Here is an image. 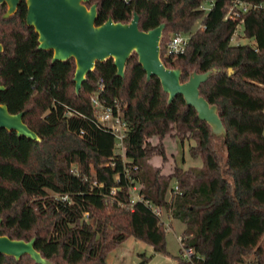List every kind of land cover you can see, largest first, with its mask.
I'll return each mask as SVG.
<instances>
[{"label": "trees", "instance_id": "obj_1", "mask_svg": "<svg viewBox=\"0 0 264 264\" xmlns=\"http://www.w3.org/2000/svg\"><path fill=\"white\" fill-rule=\"evenodd\" d=\"M236 2L247 10L226 17ZM93 4L97 26L129 22L133 12L140 30L164 24L159 56L180 70L181 82L213 71L199 93L217 106L225 136L212 135L181 96L168 103L134 53L123 77L112 60L97 63L76 94L73 59L52 64V52L38 50L24 0L9 19L0 5V104L10 114L23 112L39 138L0 131V235L35 239L34 249L51 264H107L129 237L166 253L154 204L184 225L175 264H240L250 252L264 264V0H90L87 7ZM238 25L251 43H231ZM175 32L189 33L188 44L181 54H167ZM94 96L122 105L123 156L115 153L113 135L95 123ZM171 129L194 141L188 152L200 166L174 165L165 173L154 164L156 156L167 159L162 140ZM172 183L178 192L167 198ZM133 184L141 199L131 203ZM186 248L192 253L184 259ZM0 264L36 263L0 255Z\"/></svg>", "mask_w": 264, "mask_h": 264}, {"label": "water", "instance_id": "obj_2", "mask_svg": "<svg viewBox=\"0 0 264 264\" xmlns=\"http://www.w3.org/2000/svg\"><path fill=\"white\" fill-rule=\"evenodd\" d=\"M26 5L25 23L38 36V50L51 51V63L73 59L75 71L73 82L75 93L79 94L86 76L94 71L97 63L113 61L116 76H124V67L133 53L146 74L148 81L155 76L170 103L177 95L187 106L192 107L198 119L210 126L212 135L225 136V130L217 113V106L209 104L199 93V85L213 73L192 72L187 80L180 81L179 69L163 65L160 42L164 24L148 31L140 30L138 15L133 12L129 22H113L108 19L97 26V4L87 7L90 0H24ZM21 0H0L6 6L3 19L13 16ZM3 47L0 44V54ZM232 73L231 68L228 69ZM5 91L0 86V93ZM24 113L10 114L6 105L0 104V131L16 133L18 138L39 141L37 135L23 122ZM35 239L28 242L11 240L0 235V255L18 261L29 256L36 264H51L34 249Z\"/></svg>", "mask_w": 264, "mask_h": 264}, {"label": "rangeland", "instance_id": "obj_3", "mask_svg": "<svg viewBox=\"0 0 264 264\" xmlns=\"http://www.w3.org/2000/svg\"><path fill=\"white\" fill-rule=\"evenodd\" d=\"M206 7V5H204ZM231 7V6H230ZM229 7V8H230ZM242 26L238 25L236 28V35L232 37V44L244 45L245 43H251L249 38H243L241 35ZM176 131L171 129L163 138L164 152H166V160L162 161L160 156H156L152 161L156 165H162V169L165 173L172 170V166L177 165L181 168L187 166H200L201 159L192 158L189 155L188 148L194 145V141L189 139L185 133L182 135H174ZM150 143H156L157 137L152 136L149 139ZM170 192L167 193V198L170 196ZM162 219L165 223H168L169 228H164L165 233V249L166 253L156 252L147 243L136 240L133 237H129L124 243L119 245L115 250L107 255V264H175L176 257L180 255V243L178 236L181 234V230L184 225L177 219L172 218L166 212L162 215ZM261 245L264 248V236L261 241ZM253 252L245 255L242 258L240 264H255Z\"/></svg>", "mask_w": 264, "mask_h": 264}, {"label": "built area", "instance_id": "obj_4", "mask_svg": "<svg viewBox=\"0 0 264 264\" xmlns=\"http://www.w3.org/2000/svg\"><path fill=\"white\" fill-rule=\"evenodd\" d=\"M125 2H128L129 0H123ZM203 8L207 9V7L202 6ZM248 6L245 3L236 2L233 5H231L230 8H228V12L226 14V17L235 18L238 16L239 11L244 12L247 10ZM198 27H201V25H198ZM236 35V29L232 33V37ZM189 33L184 32H175L169 37V41L166 44L165 51L167 54H181L189 41ZM91 104L93 108V115L95 119V123L97 126H100L107 131H109L114 138V148L115 153L123 156V142L126 138L127 134V123L123 119V109L122 105L115 102L113 105H105L101 101L98 100L96 96H94L91 99ZM127 172V171H126ZM171 193L178 192L177 185L175 183H172V190L168 191ZM169 198V197H168ZM136 199H141L140 194L138 193V185L133 184V186L130 188L129 193V201L131 203L135 202ZM147 203V202H146ZM149 207L157 217L160 218V220L163 223V226H165L166 229L169 228L168 223H165V220L162 219V215L164 214V210L157 206L149 204ZM179 243L181 240V237H178ZM192 253V250L189 248L183 249L182 258L186 259L188 258Z\"/></svg>", "mask_w": 264, "mask_h": 264}, {"label": "crops", "instance_id": "obj_5", "mask_svg": "<svg viewBox=\"0 0 264 264\" xmlns=\"http://www.w3.org/2000/svg\"><path fill=\"white\" fill-rule=\"evenodd\" d=\"M154 164H155V163H154ZM183 228H184V227H183ZM182 230H183V229H182ZM182 230H181V231H182ZM181 233H182V232H181ZM180 235H181V234H180ZM180 235H179V236H180ZM179 236H178V237H179Z\"/></svg>", "mask_w": 264, "mask_h": 264}]
</instances>
